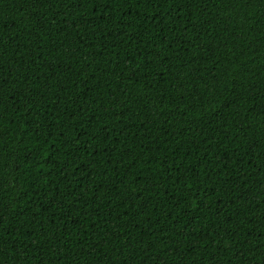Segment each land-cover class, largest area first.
Listing matches in <instances>:
<instances>
[{
    "label": "trees",
    "instance_id": "16d2710c",
    "mask_svg": "<svg viewBox=\"0 0 264 264\" xmlns=\"http://www.w3.org/2000/svg\"><path fill=\"white\" fill-rule=\"evenodd\" d=\"M0 264H264V0H0Z\"/></svg>",
    "mask_w": 264,
    "mask_h": 264
}]
</instances>
